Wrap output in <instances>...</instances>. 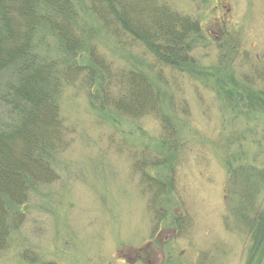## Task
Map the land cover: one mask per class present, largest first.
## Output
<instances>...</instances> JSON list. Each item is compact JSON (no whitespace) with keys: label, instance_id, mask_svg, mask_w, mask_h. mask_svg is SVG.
<instances>
[{"label":"rangeland","instance_id":"1","mask_svg":"<svg viewBox=\"0 0 264 264\" xmlns=\"http://www.w3.org/2000/svg\"><path fill=\"white\" fill-rule=\"evenodd\" d=\"M156 1L201 26L187 71L105 28L88 0H74V30L111 87L122 71L148 77L168 131L154 114L92 107L87 80L72 72L52 176L10 226L0 264H264V0ZM47 43L57 56L48 34L39 53Z\"/></svg>","mask_w":264,"mask_h":264},{"label":"trees","instance_id":"2","mask_svg":"<svg viewBox=\"0 0 264 264\" xmlns=\"http://www.w3.org/2000/svg\"><path fill=\"white\" fill-rule=\"evenodd\" d=\"M88 1L87 10L105 28L139 43L158 63L179 72L194 66L189 50L192 35L202 32L199 22L156 0ZM76 22L74 0H0V249L12 223L16 227L22 219L30 195L52 176L51 165L63 144L58 99L72 72L87 80L92 107L130 118L154 114L164 130L171 125L161 114L160 91L144 73L122 71L121 84L111 87L83 29L81 35L74 30ZM47 34L57 56L50 54L48 43L47 54L39 53ZM148 180L160 190L167 183ZM156 195L149 199L153 205Z\"/></svg>","mask_w":264,"mask_h":264}]
</instances>
